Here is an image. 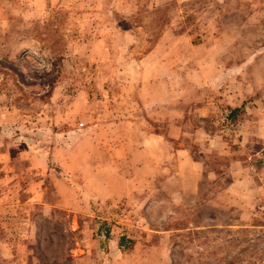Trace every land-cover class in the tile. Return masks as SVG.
<instances>
[{"label": "rangeland", "instance_id": "rangeland-1", "mask_svg": "<svg viewBox=\"0 0 264 264\" xmlns=\"http://www.w3.org/2000/svg\"><path fill=\"white\" fill-rule=\"evenodd\" d=\"M0 264H264V0H0Z\"/></svg>", "mask_w": 264, "mask_h": 264}, {"label": "crops", "instance_id": "crops-1", "mask_svg": "<svg viewBox=\"0 0 264 264\" xmlns=\"http://www.w3.org/2000/svg\"><path fill=\"white\" fill-rule=\"evenodd\" d=\"M142 76L144 77L143 78L144 80L141 79L140 82L138 80V84L140 83L139 94H140V96H144V98L147 99V101H145L143 104L145 106H150L155 101L154 94H155L156 90L154 89V86L156 84L153 85L154 81L152 83H149V82L151 81V79L153 80L155 78V76L154 75H150V76L149 75H142ZM147 76H149V78H147ZM172 126H173V129L168 135L170 137V139H179L180 138L182 142L187 143L188 139H185L183 137L186 133L182 130V126H181V123L179 122V119L172 121ZM187 134H189V135H187ZM187 134H186L187 136H190V138H193L194 136H196L197 130L196 129L191 130ZM149 137L151 138V140L153 142H156L157 144H160L162 141H164V138L161 137L160 135H157V134H151ZM141 141L142 142H140V144L136 148V152H139L142 155V157H144L147 154V157L145 156L146 159H151L153 161H157L159 159V157H161L162 154L160 153L159 155H157L158 149L156 147L155 148L152 147L151 150H147L144 140H141ZM165 141H169V140L165 139ZM171 142H173V141H171ZM182 147H178V148H175V147L172 148L171 147V149L173 150L172 156L178 157V163L177 164H179L181 167H184L186 165V163L189 164V162H190L192 164L191 165L192 168L193 169L196 168V170H192V169L186 170L185 169V171H183V172L181 171V174H179L178 177L184 183V191L185 192L186 191L188 192L190 190L196 191V190H198L197 183L194 184L193 188H191V186H189L188 184L189 183L191 184L193 181L198 179L199 166H201L202 164H201L199 159L188 157V156H191V155H189L190 153L188 151L186 152V148L184 146H182ZM181 150H185V151L177 153V151H181ZM169 153L170 152L168 151V157L170 156ZM110 155H112V154H110ZM155 155H157V156H155ZM150 156H154V157L152 158ZM179 156H181V157H179ZM126 157H128V155H126Z\"/></svg>", "mask_w": 264, "mask_h": 264}, {"label": "trees", "instance_id": "trees-1", "mask_svg": "<svg viewBox=\"0 0 264 264\" xmlns=\"http://www.w3.org/2000/svg\"><path fill=\"white\" fill-rule=\"evenodd\" d=\"M45 26H39V27H37L38 29H43ZM238 112V109H237V107H232V108H230V111H229V114H228V116L230 117V118H233V117H235ZM104 234H105V236H108V234H109V231H108V229H105V231H104ZM128 240H127V238L124 236V235H120L119 236V238H118V246L119 247H125L126 246V242H127Z\"/></svg>", "mask_w": 264, "mask_h": 264}]
</instances>
